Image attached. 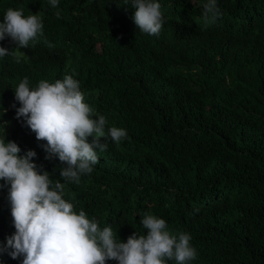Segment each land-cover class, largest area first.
Wrapping results in <instances>:
<instances>
[{
    "label": "trees",
    "instance_id": "16d2710c",
    "mask_svg": "<svg viewBox=\"0 0 264 264\" xmlns=\"http://www.w3.org/2000/svg\"><path fill=\"white\" fill-rule=\"evenodd\" d=\"M157 2L164 23L153 36L135 25L132 0H0V22L12 8L43 23L19 63L0 57V137L21 155L34 150L41 173L65 183V165L45 159L46 142L16 118L13 87L71 75L93 118L105 116V131H127L119 145L96 150L80 184L65 183L77 213L111 225L123 242L147 234L145 214L162 218L171 234H190L197 257L189 264H264V0H217L221 15L207 23V0ZM0 46L16 47L10 37ZM8 187L0 189L3 245L15 233ZM22 261L0 255V264Z\"/></svg>",
    "mask_w": 264,
    "mask_h": 264
},
{
    "label": "clouds",
    "instance_id": "9594fccd",
    "mask_svg": "<svg viewBox=\"0 0 264 264\" xmlns=\"http://www.w3.org/2000/svg\"><path fill=\"white\" fill-rule=\"evenodd\" d=\"M53 7L58 0H50ZM136 9L133 20L139 31L158 36L164 17L157 0H132ZM221 15L217 0L203 5L205 23ZM43 36V23L37 14L25 16L22 10L9 8L0 22V41L10 37L15 50L0 46V57L13 56L20 62L19 49L27 48ZM14 88L16 118H23L35 133L47 153L65 165L60 177L65 183L80 184L83 175L93 172L98 163L97 149L107 150L106 141L119 145L127 138L123 128L111 127L105 131L107 120L99 115L94 119L93 109L85 102L84 93L71 75L54 83L41 80L35 88L24 78ZM16 105L13 104V108ZM89 137L92 141L89 142ZM105 141V142H102ZM20 146L0 137V189L8 185L15 233L0 244V255L23 257L22 264H189L197 257L187 233L171 234L164 219L152 214L141 218L147 234L137 232L127 242L117 240L111 225L101 228L99 221L90 220L84 210L78 213L74 205L63 198L65 183L53 182L49 172L41 173L33 159L34 150L21 155ZM42 167V166H40Z\"/></svg>",
    "mask_w": 264,
    "mask_h": 264
}]
</instances>
